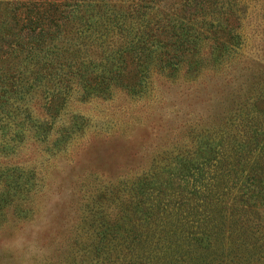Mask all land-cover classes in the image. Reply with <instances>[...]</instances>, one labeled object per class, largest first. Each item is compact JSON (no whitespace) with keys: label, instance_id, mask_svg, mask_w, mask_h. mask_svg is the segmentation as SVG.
<instances>
[{"label":"rangeland","instance_id":"obj_1","mask_svg":"<svg viewBox=\"0 0 264 264\" xmlns=\"http://www.w3.org/2000/svg\"><path fill=\"white\" fill-rule=\"evenodd\" d=\"M182 1L104 0L120 28L70 17L43 44L4 35L0 264H264V0H218L191 18L194 54L137 67L131 35ZM120 54L121 77L84 83Z\"/></svg>","mask_w":264,"mask_h":264},{"label":"trees","instance_id":"obj_2","mask_svg":"<svg viewBox=\"0 0 264 264\" xmlns=\"http://www.w3.org/2000/svg\"><path fill=\"white\" fill-rule=\"evenodd\" d=\"M21 1L16 4L9 3V6L5 9V14L0 17V26L5 25L4 30L0 27V50L4 44L3 38L5 36L14 35L18 40H24L26 37L35 40L39 44L45 43L47 39H54L60 32L61 21L70 17L71 19L84 21L88 26L98 24L103 30L108 25V28L111 26L120 28L122 24L119 23L121 17L110 12L104 0ZM217 3L218 0H183L180 6V13L183 14L181 16L178 15V18L174 21L154 22L152 26L140 32L136 31L133 35H131L130 30H127L132 37L128 41L129 45L124 49V53L128 55L129 60L137 67L150 62L151 58L149 59L148 57H153L154 52L164 54L169 61L178 55L194 54L196 44L201 35H199V31L196 30L194 25L191 24V18L207 8H210V10L219 9ZM134 14L143 16L145 12L138 9ZM120 16L122 15L120 14ZM23 30L24 35H21ZM228 30L230 31L231 27ZM17 31L18 33H16ZM119 62H121V54L113 57L105 64L88 65L83 72H88L89 78H86L84 83H87L88 87L94 84L98 85V88H106L110 81L122 76L121 71L119 74L115 73V65ZM122 62L124 63L125 59H122ZM125 66L124 63L123 68ZM78 71L80 74L81 69H78ZM183 230L186 233H191L192 225L183 227ZM136 236L139 238V235ZM143 242H146V240Z\"/></svg>","mask_w":264,"mask_h":264}]
</instances>
